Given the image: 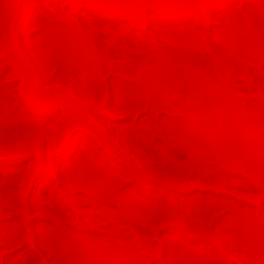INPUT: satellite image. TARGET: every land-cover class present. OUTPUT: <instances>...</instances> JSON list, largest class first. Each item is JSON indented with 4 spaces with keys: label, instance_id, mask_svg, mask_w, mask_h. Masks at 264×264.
<instances>
[{
    "label": "bare ground",
    "instance_id": "bare-ground-1",
    "mask_svg": "<svg viewBox=\"0 0 264 264\" xmlns=\"http://www.w3.org/2000/svg\"><path fill=\"white\" fill-rule=\"evenodd\" d=\"M43 262L264 264V0H0V264Z\"/></svg>",
    "mask_w": 264,
    "mask_h": 264
},
{
    "label": "rangeland",
    "instance_id": "rangeland-1",
    "mask_svg": "<svg viewBox=\"0 0 264 264\" xmlns=\"http://www.w3.org/2000/svg\"><path fill=\"white\" fill-rule=\"evenodd\" d=\"M50 20H53V19H50ZM213 23H216V22H213ZM214 25H221V22H220V24H219V22L217 23V24H212V27H214ZM152 112L153 111H141V112H139L135 117H132L130 114H126V115H124L123 117H124V119H126V121H127V125H131V124H136V126H138L139 124H137L139 121H141L142 120V123L144 122V124L146 125V124H149V125H152V123H154V122H156L155 120H157L158 119V115H161V114H163L164 112L163 111H158V112H156V113H153L152 114ZM131 117H132V119L134 120L133 122H131L130 123V121H132V119H131ZM146 117V118H145ZM156 117V118H155ZM142 118V119H141ZM144 118L146 119V120H144ZM144 120V121H143ZM148 121V122H147ZM149 121H151V123L149 122ZM135 122V123H134ZM120 123V122H119ZM117 124V125H120V124ZM129 123V124H128ZM32 198V192H30V194H29V197H28V199L30 200ZM28 212H32L33 210H34V208L33 207H31V206H29L28 205ZM37 216H38V214H37ZM36 214L35 213H33V215L31 214V216L29 217L30 219H32V218H34L35 220H36ZM35 222V221H34ZM160 230V229H159ZM160 231H158V233H159ZM25 249H23L22 251H24ZM22 251H20V252H22ZM41 264H46L45 262H43V263H41Z\"/></svg>",
    "mask_w": 264,
    "mask_h": 264
}]
</instances>
